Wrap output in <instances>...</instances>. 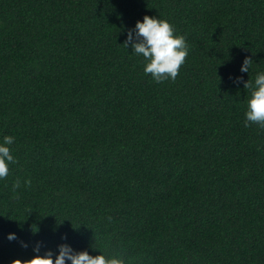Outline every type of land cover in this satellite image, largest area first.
I'll list each match as a JSON object with an SVG mask.
<instances>
[{
	"label": "trees",
	"instance_id": "16d2710c",
	"mask_svg": "<svg viewBox=\"0 0 264 264\" xmlns=\"http://www.w3.org/2000/svg\"><path fill=\"white\" fill-rule=\"evenodd\" d=\"M145 15L187 39L175 80L123 45ZM259 71L264 0H0V141L17 161L0 180V264L38 243L264 264V128L245 127L252 88L234 82Z\"/></svg>",
	"mask_w": 264,
	"mask_h": 264
},
{
	"label": "clouds",
	"instance_id": "9594fccd",
	"mask_svg": "<svg viewBox=\"0 0 264 264\" xmlns=\"http://www.w3.org/2000/svg\"><path fill=\"white\" fill-rule=\"evenodd\" d=\"M123 45L127 49L131 46L133 54L144 58V73L151 74L157 83L175 80L190 51L186 37L176 34L174 26L161 16L145 15L142 21L138 20L134 28L127 30ZM252 63L253 59L246 57L241 73H249ZM234 82L237 85L243 82L245 89L252 88L245 113V127L258 124L264 128V71L257 72L254 82H244L242 76L236 77ZM14 142V137L10 135L0 141V180L8 176L10 165L17 162L11 148ZM13 187L19 188V182ZM8 239L15 240L17 236L9 233ZM40 247L38 243L34 249L37 255L32 259H16L12 264H125L123 258L108 256L102 251L99 255H91L87 250L76 251L67 243L58 246V254L48 250L40 255Z\"/></svg>",
	"mask_w": 264,
	"mask_h": 264
}]
</instances>
